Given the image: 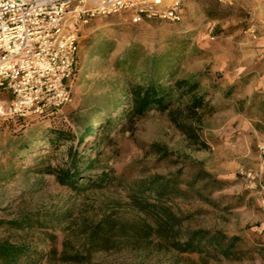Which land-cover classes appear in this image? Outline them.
<instances>
[{"label":"rangeland","instance_id":"1","mask_svg":"<svg viewBox=\"0 0 264 264\" xmlns=\"http://www.w3.org/2000/svg\"><path fill=\"white\" fill-rule=\"evenodd\" d=\"M149 87L167 91L166 109L136 115L131 93ZM70 89L55 119H17L0 87V242L25 252L18 264H264V192L242 176L258 173L264 188V0H185L178 23L96 19ZM90 125L95 143L78 147ZM190 126L205 146L187 141ZM51 129L74 140L49 143ZM155 144L170 156L158 160ZM69 149L85 160L100 154L118 180L60 185L52 170ZM198 169L220 183L208 201L148 193L156 176L190 181ZM197 229L237 237L236 254L170 246Z\"/></svg>","mask_w":264,"mask_h":264},{"label":"built area","instance_id":"2","mask_svg":"<svg viewBox=\"0 0 264 264\" xmlns=\"http://www.w3.org/2000/svg\"><path fill=\"white\" fill-rule=\"evenodd\" d=\"M184 1L0 0V87L12 97L6 115L50 118L71 102L80 40L96 19L178 23ZM214 1L232 6L236 0ZM242 176L264 192L258 173Z\"/></svg>","mask_w":264,"mask_h":264},{"label":"trees","instance_id":"3","mask_svg":"<svg viewBox=\"0 0 264 264\" xmlns=\"http://www.w3.org/2000/svg\"><path fill=\"white\" fill-rule=\"evenodd\" d=\"M180 84V82H176L172 89H178ZM192 87H194V85H191L186 90H191ZM136 90L137 88H134L131 93L134 113L136 115H143L147 110L153 108L159 110L166 109L165 102L168 93L162 90L161 87H149L139 94L136 93ZM196 100V106L199 107L201 105V99ZM57 115L58 114L53 115L50 118L55 119ZM98 130L102 131L103 126L99 125ZM92 133L93 126L90 125L86 127L83 135L77 139L78 147L82 145L86 146L85 140L87 138H92ZM48 134L50 136L49 143L70 142L74 140L70 132L60 129H51L48 131ZM185 136L191 145L200 147L205 146V143L199 138L197 129L191 126L188 127ZM95 141L96 138H92L90 141H87V143L94 144ZM151 153L157 156L158 160H165L170 156L167 149L158 144L151 146ZM67 158L68 161L64 165L58 166L56 169L52 170V175L62 186L74 187L77 185L78 180H81V182L87 181L90 187H105L118 180L113 175L114 171L108 167L107 161L101 160L100 154H97V156L92 159L85 160L77 151L72 152V150L69 149L67 151ZM92 171L94 173H91ZM151 184L154 185V187L150 189L148 193L154 194L160 202L162 199L171 195L184 196L186 193L191 194V196L201 201H208V188L214 190L215 186L220 183L204 170L198 169L190 181H180L177 171L167 176H156L151 180ZM179 184L184 186L183 190L178 188ZM164 225L166 229L171 227V223L168 220H165ZM237 240V237H226L218 231L211 232L197 229L190 231L183 242L173 241L170 246L182 253L208 254L210 256H220L229 259L236 254L234 248ZM25 256V252L20 248L8 246L6 243L0 242V264H18Z\"/></svg>","mask_w":264,"mask_h":264}]
</instances>
